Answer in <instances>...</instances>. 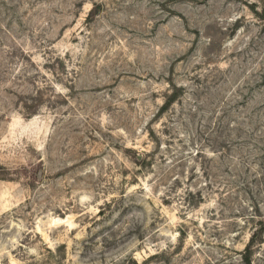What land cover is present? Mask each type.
<instances>
[{"label":"rangeland","instance_id":"obj_1","mask_svg":"<svg viewBox=\"0 0 264 264\" xmlns=\"http://www.w3.org/2000/svg\"><path fill=\"white\" fill-rule=\"evenodd\" d=\"M264 264V0H0V264Z\"/></svg>","mask_w":264,"mask_h":264},{"label":"trees","instance_id":"obj_2","mask_svg":"<svg viewBox=\"0 0 264 264\" xmlns=\"http://www.w3.org/2000/svg\"><path fill=\"white\" fill-rule=\"evenodd\" d=\"M251 249H252V247L250 245L246 248V251L244 254V263L245 264H252V261H251L252 250Z\"/></svg>","mask_w":264,"mask_h":264}]
</instances>
